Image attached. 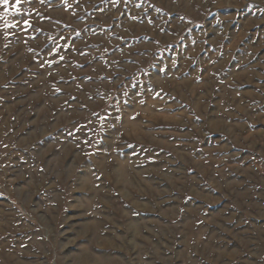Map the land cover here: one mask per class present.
<instances>
[{
    "label": "rangeland",
    "instance_id": "1",
    "mask_svg": "<svg viewBox=\"0 0 264 264\" xmlns=\"http://www.w3.org/2000/svg\"><path fill=\"white\" fill-rule=\"evenodd\" d=\"M0 264H264V0H0Z\"/></svg>",
    "mask_w": 264,
    "mask_h": 264
},
{
    "label": "snow or ice",
    "instance_id": "2",
    "mask_svg": "<svg viewBox=\"0 0 264 264\" xmlns=\"http://www.w3.org/2000/svg\"><path fill=\"white\" fill-rule=\"evenodd\" d=\"M3 3H4L5 6H7L8 0H3Z\"/></svg>",
    "mask_w": 264,
    "mask_h": 264
}]
</instances>
